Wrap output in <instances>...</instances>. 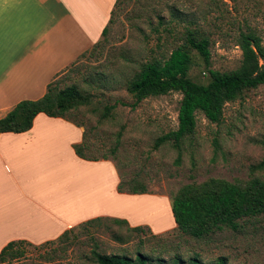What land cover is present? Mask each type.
<instances>
[{"label": "rangeland", "instance_id": "1", "mask_svg": "<svg viewBox=\"0 0 264 264\" xmlns=\"http://www.w3.org/2000/svg\"><path fill=\"white\" fill-rule=\"evenodd\" d=\"M111 16L106 35L54 79L60 88L74 85L91 97L89 105L67 114L84 129L86 155L106 156L124 190L141 184L149 196L164 199L170 208L173 197L187 184L211 178L231 183L254 176L264 180V170L255 169L264 158V85L226 104L219 124L197 113L195 133L180 152L170 144L156 147L155 143L177 129L182 96L171 92L134 105L127 91V82L140 64L167 53L178 42L183 21H193L210 40L208 69H236L242 58L237 46L240 32L253 31L264 45V0H119ZM193 59L189 77L206 83L208 69L195 54ZM138 204L139 210L131 213L142 221L160 211L144 201ZM140 226L141 231H133L106 220L81 224L70 229V240L63 246L22 245L23 257L11 264H91L87 259L92 250L132 259L143 254L150 264H174L178 255L181 264L195 256L199 264H217L220 259L224 264H264L261 216L245 222L237 232L223 229L203 240L181 234L175 223H167L161 231L156 229L162 225ZM57 248L61 250L53 261L47 260Z\"/></svg>", "mask_w": 264, "mask_h": 264}, {"label": "crops", "instance_id": "2", "mask_svg": "<svg viewBox=\"0 0 264 264\" xmlns=\"http://www.w3.org/2000/svg\"><path fill=\"white\" fill-rule=\"evenodd\" d=\"M116 1L0 0V119L19 102L42 98L50 82L91 50ZM83 139L82 127L42 113L28 131L0 134V252L13 241L56 240L96 218L130 228L162 225L157 231L175 223L164 199L118 192L112 161L78 157L73 146ZM141 201L159 206V214L134 220L131 211Z\"/></svg>", "mask_w": 264, "mask_h": 264}, {"label": "trees", "instance_id": "3", "mask_svg": "<svg viewBox=\"0 0 264 264\" xmlns=\"http://www.w3.org/2000/svg\"><path fill=\"white\" fill-rule=\"evenodd\" d=\"M111 18L112 16L108 23L111 22ZM183 23L184 30L179 33L178 42L171 44L170 51L140 64L138 70L127 82V91L134 97V105L146 98L171 92H177L182 96L178 109L177 129L162 135L155 143L156 147L170 144L178 152L182 150L185 141L195 133L197 113H201L210 123L219 124L226 104L240 99L245 92L264 85V45L261 38L253 31L240 32L237 37V46L242 56L239 66L231 71L220 72L208 69L211 64V52L210 40L207 36L194 27L193 21H183ZM170 31L173 34V29ZM106 33L107 25L102 31V36ZM194 54L208 69L206 83L195 82L189 77V71L194 63ZM90 100L89 94L80 91L76 86L60 88L58 80H53L48 84L42 98L35 101H21L0 119V134L28 131L32 127L34 118L41 113L48 117L65 119L80 126L70 121L67 114L81 106L89 105ZM87 148L85 135L80 144L73 146L75 154L82 159L91 161L108 159L106 156L101 158L87 156L85 153ZM255 169L264 170V158ZM118 192L147 194L145 187L141 184L139 188L133 186L128 191L124 190L122 180L118 185ZM171 212L176 230L195 240H203L223 229L237 232L252 218L264 217V180L254 176L245 182L231 183L211 178L201 184L184 185L172 199ZM105 220L116 225H127L126 221L119 219L96 218L83 223V226L99 225ZM128 228L133 231L143 229L141 226ZM71 232L67 230L56 240L39 245L24 241L10 242L0 252V264H11L21 259L24 255L22 245L36 249L50 245L63 246L70 240ZM59 250L61 248L54 250V256H47L46 259L53 261ZM87 262L91 264H150L149 258L143 254H138L132 259L126 256L104 255L94 250L91 251ZM181 262L179 255L173 258L174 264H181ZM187 264H199L198 257L190 258ZM217 264H224V262L220 259Z\"/></svg>", "mask_w": 264, "mask_h": 264}, {"label": "bare ground", "instance_id": "4", "mask_svg": "<svg viewBox=\"0 0 264 264\" xmlns=\"http://www.w3.org/2000/svg\"><path fill=\"white\" fill-rule=\"evenodd\" d=\"M152 210H153V209H151V212H152ZM154 210H156V208H154ZM159 210H160V209H159ZM162 212H163V211H162ZM158 214H159V212H158ZM152 215H154V214H152ZM142 216H148V214H142ZM164 216H165V214H164ZM164 216H163V217H164ZM133 219L138 221V220L141 219V216H139V217L134 216ZM149 219H151V217H150ZM167 219H169L168 216H167ZM153 224H154V223H153ZM154 226H161V225L155 224Z\"/></svg>", "mask_w": 264, "mask_h": 264}]
</instances>
